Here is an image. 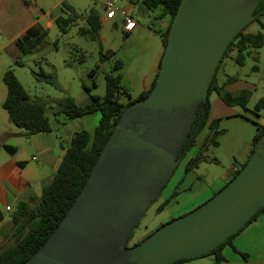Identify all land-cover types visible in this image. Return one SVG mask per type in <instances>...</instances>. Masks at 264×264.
Instances as JSON below:
<instances>
[{
  "label": "water",
  "instance_id": "water-1",
  "mask_svg": "<svg viewBox=\"0 0 264 264\" xmlns=\"http://www.w3.org/2000/svg\"><path fill=\"white\" fill-rule=\"evenodd\" d=\"M260 1H180L150 92L124 108L69 209L21 264H172L212 251L264 207L263 132L212 197L126 246L187 152L197 107Z\"/></svg>",
  "mask_w": 264,
  "mask_h": 264
},
{
  "label": "rangeland",
  "instance_id": "rangeland-1",
  "mask_svg": "<svg viewBox=\"0 0 264 264\" xmlns=\"http://www.w3.org/2000/svg\"><path fill=\"white\" fill-rule=\"evenodd\" d=\"M105 1L37 0V6L46 15L40 20L45 30V37L35 53L24 59L25 66H17L7 60L8 56L4 51H0L1 64L5 62L9 65L7 69L12 71L31 98L50 100L45 111L50 132L35 135H28L29 133L23 129L14 126L2 108L3 98L0 100V212L3 214L2 221L8 222L1 227L0 235L7 237L3 245L11 243L10 217L16 203L22 199V196L16 194L17 183L12 185L11 181L9 183L5 177V173L10 172V165L15 166L12 178H25L31 193L39 198L42 189L55 174L73 134L81 130L92 134L98 123L99 114L84 115L74 119H68L62 113L56 114L55 101L70 96L76 105H86L91 95L99 97L104 95L105 76L110 75L118 78L119 101L125 103L136 99L143 91V86L146 85L147 90L155 75L157 57L163 47L162 34L165 28L162 23L167 16L159 17L162 12L160 7L147 10L140 0H116V6L121 8L128 6L133 9L132 17L136 21V27L132 32L125 34L118 20L115 22L106 17V11L103 8ZM63 3L73 9L76 14L75 20L68 25L65 32L60 31L53 21L50 27L45 26V20L50 17L67 18L71 14L63 7ZM263 5L261 0L257 6V12H261ZM91 8L98 12L101 20L98 31L99 42L93 41L89 34L79 33L80 29H88L85 16ZM256 20L247 27L248 30L264 34V28H261L259 24V22L264 23V14L256 16ZM2 36L4 40L9 37L7 32H3ZM250 51L251 54L245 58L243 66L236 65L227 56L222 58L219 66L218 72L235 75L241 81L254 86V90L246 107H230L231 114L220 118L217 124L220 131L217 138L218 145H210L203 153L207 161L199 163L197 168L193 169L191 176L197 177L193 182L194 187L209 190L210 195L212 191L220 187L219 191L225 185L221 179L228 181L233 171L247 161L252 140L256 134V125H260L264 117V108L259 110V113L254 108L260 99L264 100V46ZM253 54L256 55V59ZM116 63L120 64L118 68L115 67ZM92 69L94 74L91 76L89 72ZM30 70L53 72L55 84L36 81ZM0 85L3 89L5 88L2 79H0ZM215 96L211 94L210 99H215ZM204 134L206 137L208 131ZM3 144L13 147L14 151L8 152L2 147ZM184 161L185 159H182L179 162L166 186L132 230L127 247L140 242L173 217L171 212L178 209V205L175 204L178 195L173 196L166 205L162 206V203L173 191L177 192L173 188V182L185 171ZM19 162L22 164H18ZM203 202L197 201L194 204L196 206L193 208L190 206L187 209L194 210ZM6 205L9 206L10 211L5 210ZM159 207L161 209H158ZM183 215L185 214L181 216ZM178 217L180 215L173 219ZM240 256L243 258L242 255ZM210 258H212L211 264H215V255ZM219 264L254 263H234L231 260L219 262Z\"/></svg>",
  "mask_w": 264,
  "mask_h": 264
},
{
  "label": "trees",
  "instance_id": "trees-1",
  "mask_svg": "<svg viewBox=\"0 0 264 264\" xmlns=\"http://www.w3.org/2000/svg\"><path fill=\"white\" fill-rule=\"evenodd\" d=\"M180 1L181 0H140L141 4L147 10H153L157 7H160L162 10L160 13L161 17L167 16L168 18L165 32L162 34L163 50L158 61V69L163 57L168 29L171 25L173 16L176 13ZM62 5L71 14L67 18H62L60 16L54 17V23L58 26L60 31L65 32L68 25L75 20L76 14L69 5L65 3ZM257 11L258 8H256L255 12ZM262 14H264V5L258 15ZM255 21H257L256 18L251 23L246 25L234 37V39L227 46L223 57H226L230 49L235 47L237 50V57L235 61L236 63L241 64L243 60L242 52L247 51L248 49H258L264 46L263 34L243 33L244 30ZM85 22L88 25V29H80L79 33L89 34L93 41L99 42L98 31L100 30L101 20L98 12L95 9H89L85 16ZM261 27L264 28V24H261ZM44 37L45 31L40 32L34 29H29L26 35L17 41L21 55H30L32 49L36 47L44 39ZM13 64L17 66H24L20 60L14 61ZM119 66L120 64L116 63L115 67L118 68ZM218 68L219 66L217 69ZM158 69L149 88L147 90H143L136 99L128 100L125 103L119 101L120 91L118 86V78L112 77L110 75L105 76L104 95L102 97L91 95L90 101L86 105H76L70 96H65L64 98L55 101L57 106L55 110L56 114L62 113L68 119H74L90 114H99L98 123L92 134H89L85 130H81L73 134L70 145L65 150L57 166L56 172L53 175V178L42 189L41 196L39 198L31 197L28 201H19L16 203V206L10 217L11 232L9 239L11 240V243L8 245H3L7 237H2L0 239V264H21L28 257H30L47 239L50 233L58 225L64 214L67 212L75 197L79 193L81 187L85 183L94 163L98 158V155L100 154L122 111L125 107L134 101L145 97L150 92L156 81ZM30 72L36 81L55 84V76L53 72L44 73L43 71L36 72L34 70H30ZM89 74L92 76L94 74V70H90ZM2 82L6 87V97L2 102V108L6 111L9 121L14 126L21 128L25 132L32 135L50 132L48 120L45 115L46 106L50 100L43 98H31L10 69H7L3 72ZM84 89L88 91L86 87H84ZM212 92H215L228 106L246 107L250 97V94L247 91H241L237 94L224 91L223 88L215 85V80L213 77L208 88L207 100L204 103H200L197 107V116L190 131L192 138L188 150L195 143L196 136L199 134L207 121L209 111L208 97ZM261 105H264V101H260L256 104L254 107L255 111H258ZM263 132L264 125H256V134L253 137L249 154H251L253 151L256 141ZM219 134L220 131L217 128V121H211L209 123V131L207 136L201 142L196 154L187 161L185 165V171L194 169L199 163L207 161V158L203 153L210 145H218L217 138ZM2 147L10 153L14 151V148L11 146L3 144ZM18 164L21 165L22 163L19 162ZM244 164L245 163H243L240 168L234 170L230 180L235 177ZM157 196H159V194ZM158 209H160V207ZM262 212H264V207L255 213L238 232L229 236L218 247L197 257L214 254L215 264H219V262L223 259L220 254L222 247L229 243ZM2 220L3 214L0 212V222ZM130 237L131 235L129 236L128 241L130 240ZM185 260L189 259L175 261L172 264H179Z\"/></svg>",
  "mask_w": 264,
  "mask_h": 264
},
{
  "label": "crops",
  "instance_id": "crops-1",
  "mask_svg": "<svg viewBox=\"0 0 264 264\" xmlns=\"http://www.w3.org/2000/svg\"><path fill=\"white\" fill-rule=\"evenodd\" d=\"M37 4H38L37 0H28V1L0 0V51L1 52L4 51L7 54L8 56L7 60L9 62L11 61L13 63L16 60H20L25 66L26 63L24 62V59L34 54L35 50L40 46V44L43 41L42 40L36 47H34L32 49L31 54L27 56L21 55V52L17 45L18 39L26 35L29 29H34L40 32L45 31L42 25L40 24V20L44 18L46 13L43 12L37 6ZM125 8L132 15L133 9L128 6ZM159 17H161V15ZM161 18H165V17H161ZM52 21L54 22V19L51 17L49 19H46L45 26L50 27L52 24ZM116 21L117 20H115V22ZM167 21H168V18L167 19L165 18L164 22L162 23L164 28H166L167 26V23H168ZM259 24L261 26V24H264V23L259 22ZM3 32H7V34L9 35L7 40H4L2 36ZM243 33L244 34H257L261 32L249 31L248 28H246ZM162 50H163V47L160 53L158 54V57H157L158 61L161 56ZM250 50H257V49H248L247 51L242 52L243 60L241 64H238L235 61L237 57V50L235 47H232L230 49V51L227 54V57L231 58V60H233L236 65L243 66L245 58L248 57L249 54H251ZM253 55H254V59H256V55L255 54ZM8 66L9 65H7V63L3 62L1 64L0 62V79H2L3 72L7 68H9ZM157 69H158V64L155 69V73ZM218 71H219V68L216 69V72L213 76L216 86L221 87L223 88L224 91L230 92L232 94H237V93H240L241 91H247L249 92L251 96V92L252 90H254V86L248 84L247 82L241 81L235 75L233 76L226 75ZM146 87H147L146 85L143 86V90H146ZM211 94L216 95L215 99H210ZM211 94L208 97L209 111H208L207 121L204 127L199 132V134L196 136L195 143L193 144L191 149H189L187 151L188 153H186L183 156L182 159H185V161L183 162L184 165H186L187 161L190 158H192L198 151V148L201 142L205 138L204 133L209 131V123L211 121H217V124H218V121L220 120V118L231 114L230 107H233V106L226 105L215 92H212ZM5 97H6V87L3 89V87L0 85V100L1 98H3L4 100ZM260 101H264V100L260 99L258 102ZM263 108H264V105L263 106L261 105L259 110ZM259 110H258V113H259ZM260 125L261 126L264 125V117ZM28 135H24V136H28ZM250 150H251V147H250ZM250 150H249V153H250ZM14 167H15L14 164L10 165L9 167L10 172H6L5 177L8 179V182L11 181V183L9 182L10 184L13 185L17 183L16 194L18 196H22V199L19 201H28L31 197H36L31 193L30 187L28 186V183L25 178H22V177H16L15 179L12 178V172L15 169ZM192 174H193V169L189 171H184L183 173L180 174V176L176 177L177 179L175 178L176 180L173 182V186H174L173 188H175L177 192L173 191V193L171 195H168L163 201L162 206L166 205L173 196L178 195L175 200V204L178 205V209L176 208L174 211L171 212L172 214L171 216L173 217H171L168 221L172 220L175 216H179V215L181 216L182 214H186V212H189L187 210H192L191 208L187 209L188 207L191 206L193 208L194 206H196L194 204L197 201L198 202L200 201V203L205 201L207 198L213 196L220 188L219 187L214 192L212 191V194L210 195L208 192L209 190H203L201 187H198V188L194 187L193 182L197 177L194 176L193 178V176H191ZM52 178L53 177H51V179ZM221 180H222V183L224 182L226 184L230 179L228 181H226V179L224 180V178ZM7 223L8 222H3V221L1 222L0 232H1V227L5 224L7 225ZM1 238H2V235H0V239ZM220 254L223 258L222 261L220 262H229L232 260L234 263H250L251 262L254 264H264V212L259 214L240 233H238L229 243L225 244L222 247ZM212 255L214 257V254H209V255H204V256L192 258L189 260H185V261L180 262L179 264H211L212 258L210 257H212ZM240 255H242L243 258Z\"/></svg>",
  "mask_w": 264,
  "mask_h": 264
},
{
  "label": "built area",
  "instance_id": "built-area-1",
  "mask_svg": "<svg viewBox=\"0 0 264 264\" xmlns=\"http://www.w3.org/2000/svg\"><path fill=\"white\" fill-rule=\"evenodd\" d=\"M116 0H106L103 4V8L106 11V17L112 20H118L121 25L123 33L128 34L136 27V21L126 8H121L115 5ZM6 211H10V208L6 206Z\"/></svg>",
  "mask_w": 264,
  "mask_h": 264
},
{
  "label": "flooded vegetation",
  "instance_id": "flooded-vegetation-1",
  "mask_svg": "<svg viewBox=\"0 0 264 264\" xmlns=\"http://www.w3.org/2000/svg\"><path fill=\"white\" fill-rule=\"evenodd\" d=\"M185 155V154H184Z\"/></svg>",
  "mask_w": 264,
  "mask_h": 264
}]
</instances>
